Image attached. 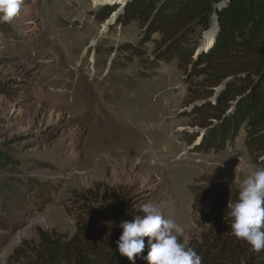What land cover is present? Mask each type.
<instances>
[{
  "label": "rangeland",
  "instance_id": "rangeland-1",
  "mask_svg": "<svg viewBox=\"0 0 264 264\" xmlns=\"http://www.w3.org/2000/svg\"><path fill=\"white\" fill-rule=\"evenodd\" d=\"M131 2L24 0L0 23V264L17 244L34 246L39 230L71 237L76 196L89 191L103 209L101 192L117 190L136 215L152 202L184 243L198 239L195 180L240 189L259 169L244 125L218 152L192 150L202 133L188 144L198 130L179 115L186 88L178 61L152 55V30L164 17L156 9L145 25L149 12ZM203 34L187 39L186 51Z\"/></svg>",
  "mask_w": 264,
  "mask_h": 264
},
{
  "label": "trees",
  "instance_id": "trees-1",
  "mask_svg": "<svg viewBox=\"0 0 264 264\" xmlns=\"http://www.w3.org/2000/svg\"><path fill=\"white\" fill-rule=\"evenodd\" d=\"M131 6H138L137 13L149 12L145 25L156 9L164 17L152 30L158 36L152 55L155 62L178 61L186 88L179 115L198 130L188 136V144L202 133L192 150L218 152L244 125L249 161L264 167V0H132ZM165 7L170 10L161 12ZM206 32L211 38L201 43V51L200 46L186 51L187 39L200 40ZM206 184L201 178L189 187L191 217L200 236L187 243L178 237L179 242L193 249L202 264H264V250L253 252L231 231L226 205L237 200L240 189ZM100 196L103 209L94 206L96 192L76 196L71 237L39 230L38 242L26 251L17 244L7 264H131L116 242L119 224L136 216L133 207L115 189ZM147 251L146 244L135 264H147Z\"/></svg>",
  "mask_w": 264,
  "mask_h": 264
},
{
  "label": "clouds",
  "instance_id": "clouds-1",
  "mask_svg": "<svg viewBox=\"0 0 264 264\" xmlns=\"http://www.w3.org/2000/svg\"><path fill=\"white\" fill-rule=\"evenodd\" d=\"M24 0H0V23H10L20 12ZM232 234L246 242L253 252L264 250V167L242 182L235 202H228ZM140 215L122 221L117 251L131 264L144 252L147 264H202V258L178 240L182 229L164 218L160 208L147 202L139 206ZM147 238V241H145Z\"/></svg>",
  "mask_w": 264,
  "mask_h": 264
},
{
  "label": "bare ground",
  "instance_id": "bare-ground-1",
  "mask_svg": "<svg viewBox=\"0 0 264 264\" xmlns=\"http://www.w3.org/2000/svg\"><path fill=\"white\" fill-rule=\"evenodd\" d=\"M96 1L100 2V3H106V2H111L112 0H96ZM117 1H122V0H117ZM210 38H211V36H210L209 32H206L203 39H202V43L203 44L208 43Z\"/></svg>",
  "mask_w": 264,
  "mask_h": 264
},
{
  "label": "water",
  "instance_id": "water-1",
  "mask_svg": "<svg viewBox=\"0 0 264 264\" xmlns=\"http://www.w3.org/2000/svg\"><path fill=\"white\" fill-rule=\"evenodd\" d=\"M223 1H225V0H223ZM215 38H216V37H215ZM214 42H215V39H214L213 43H214ZM198 51H201V46L199 47V50H198ZM198 51H197V52H198Z\"/></svg>",
  "mask_w": 264,
  "mask_h": 264
}]
</instances>
